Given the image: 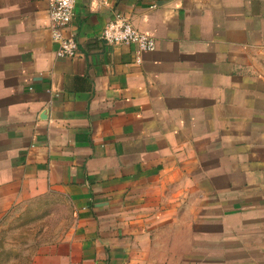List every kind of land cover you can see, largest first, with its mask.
<instances>
[{
	"label": "crops",
	"instance_id": "obj_1",
	"mask_svg": "<svg viewBox=\"0 0 264 264\" xmlns=\"http://www.w3.org/2000/svg\"><path fill=\"white\" fill-rule=\"evenodd\" d=\"M49 9L0 0V228L70 212L25 264H264V0H77L75 57Z\"/></svg>",
	"mask_w": 264,
	"mask_h": 264
},
{
	"label": "rangeland",
	"instance_id": "obj_2",
	"mask_svg": "<svg viewBox=\"0 0 264 264\" xmlns=\"http://www.w3.org/2000/svg\"><path fill=\"white\" fill-rule=\"evenodd\" d=\"M62 203H37L15 212L0 228V264H25L34 248L61 234L70 222Z\"/></svg>",
	"mask_w": 264,
	"mask_h": 264
},
{
	"label": "built area",
	"instance_id": "obj_3",
	"mask_svg": "<svg viewBox=\"0 0 264 264\" xmlns=\"http://www.w3.org/2000/svg\"><path fill=\"white\" fill-rule=\"evenodd\" d=\"M77 0H49V17L51 35L59 44V57H75L78 54V43L72 35L66 33L67 26L75 15ZM101 38L110 45L134 44L137 46V59L141 54L156 48L154 37L137 29L131 19L125 14H116L104 27Z\"/></svg>",
	"mask_w": 264,
	"mask_h": 264
}]
</instances>
